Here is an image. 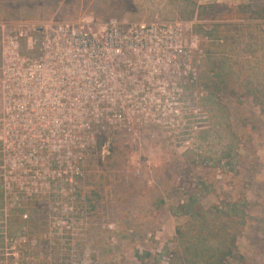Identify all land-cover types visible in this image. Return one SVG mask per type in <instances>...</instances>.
I'll return each mask as SVG.
<instances>
[{
    "label": "rangeland",
    "instance_id": "rangeland-1",
    "mask_svg": "<svg viewBox=\"0 0 264 264\" xmlns=\"http://www.w3.org/2000/svg\"><path fill=\"white\" fill-rule=\"evenodd\" d=\"M82 16L191 23L198 78L178 119L136 139L38 159L0 142V264H183L210 252L237 202L248 224L224 264H264V0H0V24L31 25L27 38Z\"/></svg>",
    "mask_w": 264,
    "mask_h": 264
},
{
    "label": "built area",
    "instance_id": "built-area-1",
    "mask_svg": "<svg viewBox=\"0 0 264 264\" xmlns=\"http://www.w3.org/2000/svg\"><path fill=\"white\" fill-rule=\"evenodd\" d=\"M0 24V142L4 155L70 157L75 142L132 139L182 115L197 81L183 21L82 16ZM84 144L80 145V148Z\"/></svg>",
    "mask_w": 264,
    "mask_h": 264
},
{
    "label": "trees",
    "instance_id": "trees-1",
    "mask_svg": "<svg viewBox=\"0 0 264 264\" xmlns=\"http://www.w3.org/2000/svg\"><path fill=\"white\" fill-rule=\"evenodd\" d=\"M239 10H242L245 12L248 9L245 7H239ZM242 201H243V202H241L242 205H245L247 207V202L245 200H242ZM228 207L230 210H233L234 212L239 213L240 217L237 218L235 221L229 220L228 221L229 224L224 223L223 225L218 226V233L216 235V243L213 247L209 248L210 252H208L206 249V250H204V252H202L200 255H198L196 257V259H194V261H190V260L185 259V262L183 264H224L226 257L228 258L230 256H233V252L236 249L234 246H236L238 231L242 227L246 226L248 224V221H247V215L244 213L245 211H242V207L239 205L238 202L230 204ZM228 227L229 228L231 227L232 229H234L233 230L234 233H231V230ZM248 229L252 230L253 227H248ZM255 230L261 231L263 233L262 238H264V219L259 220L258 223H256V227H255L254 231ZM223 233L226 236H230L229 239L224 240L222 237ZM259 239L260 238H258L257 236L255 237V240H256L255 243L256 244L260 243ZM41 247H43V246H41ZM184 250H185V252L188 253L187 248H185ZM209 253L212 254L211 258H208V256H206V255H209ZM231 258H233V257H231ZM181 260L182 259H180V257H177L175 264H182ZM242 260L244 261V259H242Z\"/></svg>",
    "mask_w": 264,
    "mask_h": 264
}]
</instances>
